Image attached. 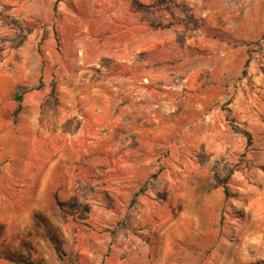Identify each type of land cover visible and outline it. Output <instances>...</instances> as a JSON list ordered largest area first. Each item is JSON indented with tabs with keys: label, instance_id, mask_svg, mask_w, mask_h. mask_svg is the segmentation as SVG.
Returning <instances> with one entry per match:
<instances>
[{
	"label": "rangeland",
	"instance_id": "obj_1",
	"mask_svg": "<svg viewBox=\"0 0 264 264\" xmlns=\"http://www.w3.org/2000/svg\"><path fill=\"white\" fill-rule=\"evenodd\" d=\"M137 2L0 0V264H264V0H170L193 43L118 69L172 38Z\"/></svg>",
	"mask_w": 264,
	"mask_h": 264
},
{
	"label": "crops",
	"instance_id": "obj_2",
	"mask_svg": "<svg viewBox=\"0 0 264 264\" xmlns=\"http://www.w3.org/2000/svg\"><path fill=\"white\" fill-rule=\"evenodd\" d=\"M141 1V2H140ZM170 0H138L137 4H143L145 7L140 11L141 13H143V15H148L150 18L148 19L149 21H152L153 18L152 16H155V12L160 13L161 15H165V16H169L171 17L169 20H167L164 23H160V22H155L157 24H152L153 27L155 26H159L161 31H169L170 36L173 38H170L168 40H163L161 39L158 42H154L153 44H150V46L146 47H141L138 48V50L135 51L133 57L130 58H123V55L120 53V51L118 52L117 56L114 57L115 62H113V66H117L118 69H125V68H132V67H142L144 69H148L149 68V60H148V56L149 53L146 51H149V49H151V47H159L161 50L165 49L168 46H173V47H178L180 43L179 41V33H183L185 35V46H188L189 44L193 43V38L190 36V32H192L191 30H188L186 27V23L185 25H181L178 22V17L181 13V10H178L177 8H167L165 7V5L169 4ZM182 29H185L184 32H182ZM206 34V33H204ZM142 37H146V34H143ZM205 37V35H204ZM174 44V45H173ZM200 46V43L198 44ZM138 55V57H137ZM175 62H181L179 60H172L170 64V66H175ZM184 62V61H182ZM145 80H147V78H145V76H135V75H127V76H123V75H118V77H116L113 81V85H114V91L115 94L117 93V95L121 96L120 101H124V98H129V97H133L135 95L139 96L137 98L141 99V98H145L146 95H149V86H147L145 84ZM121 109L123 111H126V107H129V103L128 104H122L120 105ZM3 159L0 158V165H3ZM7 165H3V167L0 168V174L1 171H6ZM1 185H3V187H5L6 182L4 180H0Z\"/></svg>",
	"mask_w": 264,
	"mask_h": 264
},
{
	"label": "trees",
	"instance_id": "obj_3",
	"mask_svg": "<svg viewBox=\"0 0 264 264\" xmlns=\"http://www.w3.org/2000/svg\"><path fill=\"white\" fill-rule=\"evenodd\" d=\"M248 66H249V60H248L247 63H246V67H248ZM244 72H246V69H245ZM23 95H24V93L17 92V93H16V99H17L18 101H22V100H23ZM19 110H20V108H19ZM19 110H17V113L19 112ZM144 192H145V188H142L141 190H139L137 193H135V198H133L132 201L135 202V201H136V197L139 196L140 194L144 193ZM56 200H57L58 204L61 205V202H60V200H59L57 194H56ZM55 249H56L57 253L59 254V256H60L63 260L66 261V255H65V253L63 252L62 248H61L59 245H55ZM67 264H71V262H68V261H67Z\"/></svg>",
	"mask_w": 264,
	"mask_h": 264
}]
</instances>
